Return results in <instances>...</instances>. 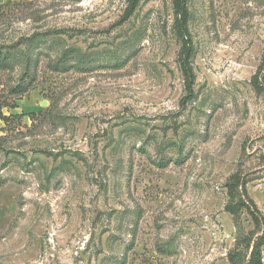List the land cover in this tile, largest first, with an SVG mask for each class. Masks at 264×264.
Listing matches in <instances>:
<instances>
[{"label": "rangeland", "instance_id": "obj_1", "mask_svg": "<svg viewBox=\"0 0 264 264\" xmlns=\"http://www.w3.org/2000/svg\"><path fill=\"white\" fill-rule=\"evenodd\" d=\"M187 5L181 102L171 0H0V264H228L238 168L264 215V0Z\"/></svg>", "mask_w": 264, "mask_h": 264}, {"label": "trees", "instance_id": "obj_2", "mask_svg": "<svg viewBox=\"0 0 264 264\" xmlns=\"http://www.w3.org/2000/svg\"><path fill=\"white\" fill-rule=\"evenodd\" d=\"M141 0H126V7L122 19L128 18L137 8ZM173 10L172 27L175 35L180 40V48L177 53V62L183 76L185 95L181 102L189 100L193 96L195 74L191 64L193 56V42L188 28L189 9L187 0H171ZM5 58H0V65L5 66ZM54 70H64L55 63ZM250 84L257 93H264V52L256 71L251 76ZM25 86L19 88V92L25 91ZM244 148V146H243ZM249 178L247 173L237 169L226 182L227 201L224 210L231 216L236 228L241 227V214L248 217L251 228L243 233L234 247L228 250L226 258L228 264H263L262 247L264 246V215L249 196L246 184ZM242 245V246H241ZM241 246V247H240ZM123 264V262H121Z\"/></svg>", "mask_w": 264, "mask_h": 264}]
</instances>
